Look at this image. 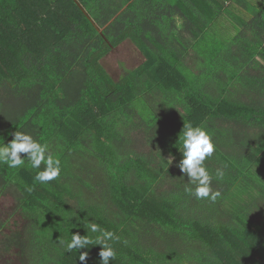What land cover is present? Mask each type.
I'll return each mask as SVG.
<instances>
[{
    "label": "trees",
    "instance_id": "trees-1",
    "mask_svg": "<svg viewBox=\"0 0 264 264\" xmlns=\"http://www.w3.org/2000/svg\"><path fill=\"white\" fill-rule=\"evenodd\" d=\"M124 40L143 60L114 79ZM185 123L214 144V202L186 191ZM15 131L61 173L0 164V264H100L89 220L119 238L109 264H264V0H0V143Z\"/></svg>",
    "mask_w": 264,
    "mask_h": 264
},
{
    "label": "clouds",
    "instance_id": "clouds-1",
    "mask_svg": "<svg viewBox=\"0 0 264 264\" xmlns=\"http://www.w3.org/2000/svg\"><path fill=\"white\" fill-rule=\"evenodd\" d=\"M178 150L182 157L178 167L181 173L187 176V182L190 185V187H186V191L197 199L207 198L214 202L220 193L212 190L213 177L204 166L205 159L210 157L215 150L208 132L203 126L185 123L179 136ZM21 153L26 154L30 167L38 170L35 175L36 181L47 183L60 175L61 162L49 152L48 145L40 143L31 135L20 131H15L13 138L7 144L0 143V164L7 165L10 169L23 166L25 159L21 157ZM171 162L170 158L169 164ZM41 164L44 165V168L39 170ZM222 175L223 173L217 170V176ZM86 228L91 233L99 234L95 243L101 246L99 251L100 264H109L110 260L116 258V252L108 244V241L119 238L115 237L112 231L101 228L91 220L88 221ZM91 243L93 241L87 236L71 233V239L66 243V250H79L86 248ZM87 255L86 251L79 252V261L85 262Z\"/></svg>",
    "mask_w": 264,
    "mask_h": 264
},
{
    "label": "rangeland",
    "instance_id": "rangeland-1",
    "mask_svg": "<svg viewBox=\"0 0 264 264\" xmlns=\"http://www.w3.org/2000/svg\"><path fill=\"white\" fill-rule=\"evenodd\" d=\"M142 60L143 56L135 45L130 40H124L121 44L112 48L101 61L111 76L117 79L123 73L124 68L135 67ZM133 135L138 138L140 148L146 149L148 147L142 133L134 132ZM12 205L13 202L10 197L0 196V216L5 215Z\"/></svg>",
    "mask_w": 264,
    "mask_h": 264
}]
</instances>
